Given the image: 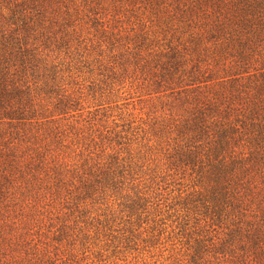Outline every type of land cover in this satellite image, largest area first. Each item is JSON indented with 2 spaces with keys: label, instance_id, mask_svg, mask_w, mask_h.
Instances as JSON below:
<instances>
[{
  "label": "trees",
  "instance_id": "obj_1",
  "mask_svg": "<svg viewBox=\"0 0 264 264\" xmlns=\"http://www.w3.org/2000/svg\"><path fill=\"white\" fill-rule=\"evenodd\" d=\"M0 264H264V0H0Z\"/></svg>",
  "mask_w": 264,
  "mask_h": 264
}]
</instances>
